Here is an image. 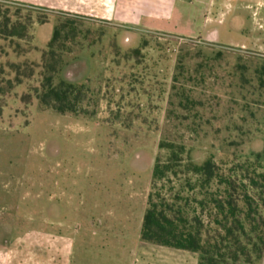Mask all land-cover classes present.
I'll return each instance as SVG.
<instances>
[{
    "label": "rangeland",
    "instance_id": "obj_1",
    "mask_svg": "<svg viewBox=\"0 0 264 264\" xmlns=\"http://www.w3.org/2000/svg\"><path fill=\"white\" fill-rule=\"evenodd\" d=\"M176 1L189 13L175 32L0 2L12 20H48L33 24L34 61L56 26L54 84L89 90L78 116L21 104L35 82L1 101L0 264H198L197 254L140 240L154 163L169 154L159 145L185 153L157 188L166 198L179 192L204 225L205 193L191 188L186 164L211 160L224 175L264 167V0ZM251 264H264V246Z\"/></svg>",
    "mask_w": 264,
    "mask_h": 264
},
{
    "label": "trees",
    "instance_id": "obj_2",
    "mask_svg": "<svg viewBox=\"0 0 264 264\" xmlns=\"http://www.w3.org/2000/svg\"><path fill=\"white\" fill-rule=\"evenodd\" d=\"M17 15L12 20L6 11L0 12V118L4 108L1 101L31 82L37 86L21 96L20 103L24 106L37 102L40 108L59 115L83 114L82 103L89 90L83 84L66 81L54 84L58 72L54 47L60 38L59 30L55 26L51 41L40 52L39 60L34 61L30 59L37 52L32 45V27L47 20L22 21ZM132 53L138 55L140 50ZM159 149L169 154L166 164L160 165L158 160L154 163L153 192L143 214L140 240L197 254L198 264H251L260 260L264 246V167L246 163L236 167L238 173L233 169L224 175L211 160L199 165L186 164L187 175L196 178L191 188L199 187L205 193V200L199 202L200 207H208V223L204 225L199 216L189 217L187 204L183 203L186 200L179 192L166 198L162 194L163 185L157 188V183L168 182L170 176L177 175L175 169L183 163L184 147L163 142Z\"/></svg>",
    "mask_w": 264,
    "mask_h": 264
},
{
    "label": "crops",
    "instance_id": "obj_3",
    "mask_svg": "<svg viewBox=\"0 0 264 264\" xmlns=\"http://www.w3.org/2000/svg\"><path fill=\"white\" fill-rule=\"evenodd\" d=\"M0 2H7L48 13L51 17H82V19L90 21L127 24L139 28L142 26L143 28L163 30V32H175L176 22L181 28L182 25L180 24L184 20H187L186 17L189 13L188 8L184 6L185 3L177 7L179 1L176 0H0ZM204 4L206 3L202 2L201 7ZM200 12L202 13V9ZM218 12L222 14L220 10ZM196 32L198 34L197 30L191 32L190 30L184 29V33L188 37L194 35ZM221 38V36L217 35L218 41ZM68 244L61 243L59 245L63 248V253L66 252V246L68 247L67 251L69 253L70 244ZM180 255L181 258H184L183 262H186V259H191L190 256ZM41 256L43 258V255ZM176 256L179 257V255ZM104 262L106 263V261H97L94 264H103Z\"/></svg>",
    "mask_w": 264,
    "mask_h": 264
}]
</instances>
